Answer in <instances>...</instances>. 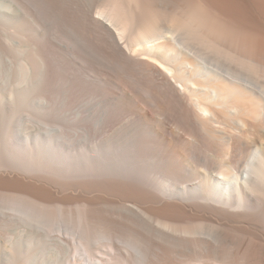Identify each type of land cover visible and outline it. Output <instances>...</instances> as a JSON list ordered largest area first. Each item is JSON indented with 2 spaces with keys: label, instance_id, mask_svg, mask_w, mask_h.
I'll list each match as a JSON object with an SVG mask.
<instances>
[{
  "label": "bare ground",
  "instance_id": "obj_1",
  "mask_svg": "<svg viewBox=\"0 0 264 264\" xmlns=\"http://www.w3.org/2000/svg\"><path fill=\"white\" fill-rule=\"evenodd\" d=\"M0 71V264H264V0H0Z\"/></svg>",
  "mask_w": 264,
  "mask_h": 264
},
{
  "label": "rangeland",
  "instance_id": "obj_2",
  "mask_svg": "<svg viewBox=\"0 0 264 264\" xmlns=\"http://www.w3.org/2000/svg\"><path fill=\"white\" fill-rule=\"evenodd\" d=\"M51 53H49V66H50V74H51V83L48 88V92L50 96H52L54 99H61L64 95H69L71 98V101H69V108L75 109L79 106L87 107L90 109H96L98 106V102L100 101V98L102 97V90L106 91H112L113 89L116 90L113 85V83L110 84H104L103 87L97 83L96 79L93 78H87L85 75L93 72L90 69V66H88L86 63H84L81 60L74 61H62L61 60V52L55 47L51 48ZM81 65H83L81 67ZM93 68L97 67V69L101 65L93 64ZM103 66H101L100 69H102ZM105 66L103 67V69ZM96 69V68H95ZM96 69V70H97ZM105 68L104 70H106ZM36 74L34 76L38 75L39 68L35 69ZM110 72H113L109 69ZM72 73H75L76 75L73 76ZM5 72L0 71V80H3L5 78ZM113 84V85H112ZM101 92V93H100ZM140 107H137L136 110L142 109L144 112H148V117L152 116V111L150 107H148L146 104L140 102ZM135 110V108H132ZM119 121V120H118ZM172 125V123H169ZM155 125V124H154ZM154 129L159 132V135L162 134V129L155 125ZM161 130V131H160ZM190 148V147H189ZM192 148V147H191ZM195 151L197 152L198 156L196 158H193V162L199 169H203L202 167V159H203V150L199 148H195ZM201 153V154H200ZM126 204L136 208V205L133 203V201H126ZM6 237L4 235H0V247L1 249H4L6 245L5 241ZM182 249V251L180 250ZM176 249L178 253H180V256H175L176 258V264H188V260L194 256L193 252L187 248H180ZM189 250V251H186ZM185 255V256H184ZM186 258V259H184ZM178 259V260H177ZM186 261V262H185ZM23 264V263H20Z\"/></svg>",
  "mask_w": 264,
  "mask_h": 264
}]
</instances>
